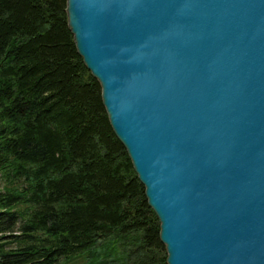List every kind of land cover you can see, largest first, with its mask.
Instances as JSON below:
<instances>
[{"label": "water", "instance_id": "95a60500", "mask_svg": "<svg viewBox=\"0 0 264 264\" xmlns=\"http://www.w3.org/2000/svg\"><path fill=\"white\" fill-rule=\"evenodd\" d=\"M166 264H264V0H66Z\"/></svg>", "mask_w": 264, "mask_h": 264}, {"label": "trees", "instance_id": "16d2710c", "mask_svg": "<svg viewBox=\"0 0 264 264\" xmlns=\"http://www.w3.org/2000/svg\"><path fill=\"white\" fill-rule=\"evenodd\" d=\"M65 8L0 0V264H166Z\"/></svg>", "mask_w": 264, "mask_h": 264}, {"label": "rangeland", "instance_id": "374dc122", "mask_svg": "<svg viewBox=\"0 0 264 264\" xmlns=\"http://www.w3.org/2000/svg\"><path fill=\"white\" fill-rule=\"evenodd\" d=\"M66 9V8H65ZM112 240V239H111ZM163 246V245H162ZM123 247L125 248V250L123 251V252H126V249L128 248L126 245H123ZM163 248H164V246H163ZM123 252H119L120 254H122V255H124L125 253H123ZM162 252V254H160V256H165V262H166V251H165V248H164V250L163 251H161ZM159 256V257H160ZM78 262H80V260L79 259H75V260H73V261H62V262H59V264H77Z\"/></svg>", "mask_w": 264, "mask_h": 264}]
</instances>
